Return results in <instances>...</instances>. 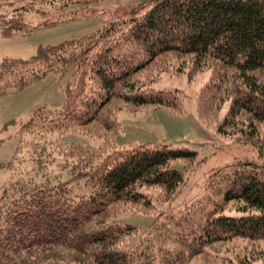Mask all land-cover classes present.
<instances>
[{
    "label": "trees",
    "instance_id": "obj_1",
    "mask_svg": "<svg viewBox=\"0 0 264 264\" xmlns=\"http://www.w3.org/2000/svg\"><path fill=\"white\" fill-rule=\"evenodd\" d=\"M98 1L0 0V32L24 35L79 13L94 15L99 11L90 5ZM72 5L79 9L70 10ZM35 16L37 24L30 21ZM114 17L93 34L0 61V98L78 65L63 107L37 108L22 125L12 159L0 164L11 171L0 188V264H188L219 246L225 248L222 258L264 264V0H153L141 10L118 8ZM171 57H190L193 71L212 69L199 115L222 135L243 137L258 160L218 172L211 184L218 199L211 198L210 208L170 215L134 242L129 238L137 227L123 224L121 216L170 210L185 183L184 171L173 163L191 167L198 152L121 146L113 112L121 104L183 112L177 91L153 86L151 75ZM73 130L103 142L91 148L53 137ZM55 155L69 178L53 174ZM232 210L237 214L226 212Z\"/></svg>",
    "mask_w": 264,
    "mask_h": 264
},
{
    "label": "rangeland",
    "instance_id": "obj_2",
    "mask_svg": "<svg viewBox=\"0 0 264 264\" xmlns=\"http://www.w3.org/2000/svg\"><path fill=\"white\" fill-rule=\"evenodd\" d=\"M152 1L100 0L90 5L99 11L94 15L79 13L74 18L42 25L24 35L4 36L0 32V61L5 57L29 58L36 53L40 45L57 44L64 40L93 34L115 18L116 9L136 6L141 10ZM69 9L79 8L77 5H72ZM39 19L40 17L35 16L30 21L37 24ZM184 59L171 57L170 62L161 64L162 70L159 68L151 75L154 77L155 89L178 92L183 103V112L171 111L164 107L138 110L124 104L113 112L120 123L121 131L116 137V142L121 146L131 143L161 144L173 148H190L198 152L196 162L191 167L186 168L184 161L181 160L173 163L174 168L184 171L185 183L170 204L172 205L170 210L161 206L156 211L128 212L121 216L123 224L137 227V234L133 239L129 238L134 242L144 238L148 233L152 235L156 225L171 220L170 215L172 217L193 216L198 215L203 208H210L213 203L211 198L218 199L214 197L211 185L214 183L216 174L239 162L258 160L257 151L250 144H243V137L222 135L217 131L214 123L201 118L198 112L200 98L213 78V71L209 68L193 71L191 58ZM77 67V63H73L60 75L48 74L24 89L0 98V164L12 159L22 138V125L37 108L44 106L58 111L63 107L67 88L73 82ZM228 107L229 103L223 105L219 118L224 117ZM53 137H56L57 141L82 144L91 148H97L103 142L102 137L92 136L79 130L58 135V137L56 134ZM59 155H55L57 162L53 174H62L63 178L67 179L70 175L67 170H60L62 162L58 161L61 159ZM10 178L11 171L7 167L0 166V188L7 184ZM226 212L232 215L237 214L235 211ZM244 244V241L238 242L237 249L234 251H241V246ZM216 251H220L218 253L221 256H217ZM224 251V246L214 247L194 257L188 264H237L235 255L222 258V254L226 253Z\"/></svg>",
    "mask_w": 264,
    "mask_h": 264
}]
</instances>
